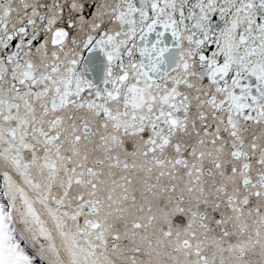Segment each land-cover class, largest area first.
Masks as SVG:
<instances>
[{"label": "snow or ice", "instance_id": "obj_1", "mask_svg": "<svg viewBox=\"0 0 264 264\" xmlns=\"http://www.w3.org/2000/svg\"><path fill=\"white\" fill-rule=\"evenodd\" d=\"M0 264H264V0H0Z\"/></svg>", "mask_w": 264, "mask_h": 264}]
</instances>
